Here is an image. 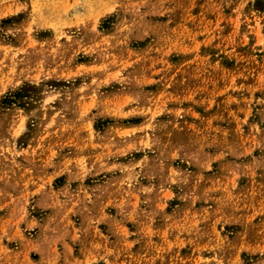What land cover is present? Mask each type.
I'll use <instances>...</instances> for the list:
<instances>
[{
    "label": "rangeland",
    "instance_id": "rangeland-1",
    "mask_svg": "<svg viewBox=\"0 0 264 264\" xmlns=\"http://www.w3.org/2000/svg\"><path fill=\"white\" fill-rule=\"evenodd\" d=\"M0 264H264V0H0Z\"/></svg>",
    "mask_w": 264,
    "mask_h": 264
}]
</instances>
